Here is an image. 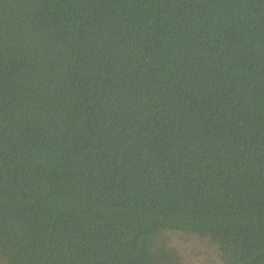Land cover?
<instances>
[{"label":"trees","instance_id":"trees-1","mask_svg":"<svg viewBox=\"0 0 264 264\" xmlns=\"http://www.w3.org/2000/svg\"><path fill=\"white\" fill-rule=\"evenodd\" d=\"M264 264V0H0L3 264Z\"/></svg>","mask_w":264,"mask_h":264},{"label":"rangeland","instance_id":"rangeland-1","mask_svg":"<svg viewBox=\"0 0 264 264\" xmlns=\"http://www.w3.org/2000/svg\"><path fill=\"white\" fill-rule=\"evenodd\" d=\"M167 236L170 245L180 253L178 264H223L218 248L209 239L182 232H170Z\"/></svg>","mask_w":264,"mask_h":264}]
</instances>
